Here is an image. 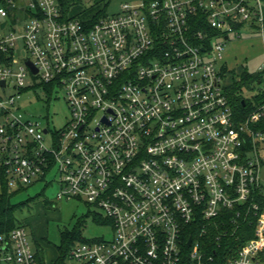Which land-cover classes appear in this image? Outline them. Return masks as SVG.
I'll return each instance as SVG.
<instances>
[{"label": "built area", "instance_id": "1", "mask_svg": "<svg viewBox=\"0 0 264 264\" xmlns=\"http://www.w3.org/2000/svg\"><path fill=\"white\" fill-rule=\"evenodd\" d=\"M243 28L264 39L262 0H129L95 21L0 0L1 172L12 190L54 172L58 201L111 221L66 264H213L210 229L234 237L251 218L225 264H264V102L239 115L217 68ZM41 91L63 94V129L18 107ZM0 264H43L25 226L0 234Z\"/></svg>", "mask_w": 264, "mask_h": 264}, {"label": "rangeland", "instance_id": "2", "mask_svg": "<svg viewBox=\"0 0 264 264\" xmlns=\"http://www.w3.org/2000/svg\"><path fill=\"white\" fill-rule=\"evenodd\" d=\"M96 1L81 0V7L88 9ZM125 1L129 0H104L103 4L107 6L109 14H115L119 5ZM262 1L264 3V0ZM239 33L241 37L232 35L230 40L225 42L224 58L217 64L219 72L226 75L223 81L226 92L227 88L234 81H240L245 73L262 75L264 86V74L261 69L264 67V39L250 28H243ZM219 40L221 38L214 43ZM21 51L22 56L26 57L27 53L23 49ZM233 73L234 76H231ZM257 87L256 85L254 90L244 87L243 96L251 99L256 95ZM55 98L57 99L53 100ZM53 99L43 91L37 95L27 92L18 100L17 105L22 112H30L34 118L41 116L42 118L38 120L44 126L49 125L51 129L60 130L64 128L70 113L61 92ZM55 176L54 172L48 174L44 181L25 187L26 190L12 199L13 204H20L42 195L32 209H23L18 218L26 227L33 250L43 254L47 264H52L57 259L59 250H64L68 246L72 249L95 239L112 237V230L108 225H99L94 221V214L101 217L98 210L78 200H57L59 186Z\"/></svg>", "mask_w": 264, "mask_h": 264}, {"label": "trees", "instance_id": "3", "mask_svg": "<svg viewBox=\"0 0 264 264\" xmlns=\"http://www.w3.org/2000/svg\"><path fill=\"white\" fill-rule=\"evenodd\" d=\"M63 15L66 19H79V20H87L91 19L95 21L101 16L106 15L107 6L103 4L104 0H97L94 5L90 8L81 7V0H58ZM225 77V73H222ZM234 76V73L231 75ZM232 79V78H231ZM261 81V76L259 75H251L249 73H245L241 76L240 81H234L227 88V96L232 103L235 111L239 113V115L243 116L250 111L254 110L258 105L264 102V92L258 88L259 83ZM256 85L257 93L251 99H247L243 96L242 90L246 87L249 90H254ZM245 101V105L242 102ZM262 128V127H261ZM0 182H1V190H0V234H7L11 232L13 229L24 226L23 223L19 220V213L28 208L29 210L33 208L35 202L42 197L39 195L35 198H31L26 202H22L20 204H13L12 199L18 193L26 190V188L22 187L20 189L12 190L5 176L0 170ZM47 201H45L46 203ZM94 214L93 219L99 225H109L111 221ZM254 226H255V218L249 219L245 224H243L237 231L234 237L225 234L224 228L226 225H221L219 229L212 227L207 234L206 240V248L211 254H215V262L213 264H225L227 261V257L230 253L237 252L245 242L252 239L254 237ZM73 239V238H72ZM71 239V240H72ZM96 240V239H95ZM94 241V240H93ZM69 246L64 250H59V254L57 259L52 264H66L69 252ZM42 252V251H41ZM43 253V252H42ZM40 261L45 264L44 256L41 253H37ZM189 258L186 256V264H189Z\"/></svg>", "mask_w": 264, "mask_h": 264}, {"label": "water", "instance_id": "4", "mask_svg": "<svg viewBox=\"0 0 264 264\" xmlns=\"http://www.w3.org/2000/svg\"><path fill=\"white\" fill-rule=\"evenodd\" d=\"M4 26V25H3ZM26 64L31 68V70L35 73H37V69L35 68L34 64L31 60L27 61ZM2 85H5V82H1ZM243 105H245V101L242 102Z\"/></svg>", "mask_w": 264, "mask_h": 264}, {"label": "crops", "instance_id": "5", "mask_svg": "<svg viewBox=\"0 0 264 264\" xmlns=\"http://www.w3.org/2000/svg\"><path fill=\"white\" fill-rule=\"evenodd\" d=\"M45 262H46V259L44 258ZM47 263V262H46Z\"/></svg>", "mask_w": 264, "mask_h": 264}]
</instances>
